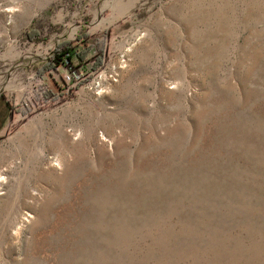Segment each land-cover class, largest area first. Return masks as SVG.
I'll return each instance as SVG.
<instances>
[{
    "label": "rangeland",
    "instance_id": "1",
    "mask_svg": "<svg viewBox=\"0 0 264 264\" xmlns=\"http://www.w3.org/2000/svg\"><path fill=\"white\" fill-rule=\"evenodd\" d=\"M0 179V264H264V0H0Z\"/></svg>",
    "mask_w": 264,
    "mask_h": 264
},
{
    "label": "trees",
    "instance_id": "2",
    "mask_svg": "<svg viewBox=\"0 0 264 264\" xmlns=\"http://www.w3.org/2000/svg\"><path fill=\"white\" fill-rule=\"evenodd\" d=\"M85 54L86 52L74 53L68 46H60L55 50L50 59V69L56 70L59 67H70L76 60L82 62Z\"/></svg>",
    "mask_w": 264,
    "mask_h": 264
},
{
    "label": "bare ground",
    "instance_id": "3",
    "mask_svg": "<svg viewBox=\"0 0 264 264\" xmlns=\"http://www.w3.org/2000/svg\"><path fill=\"white\" fill-rule=\"evenodd\" d=\"M3 180L0 179V183L2 182Z\"/></svg>",
    "mask_w": 264,
    "mask_h": 264
}]
</instances>
